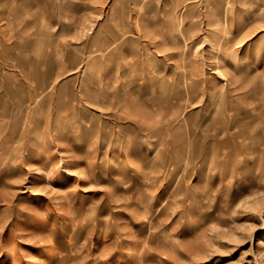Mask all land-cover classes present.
Here are the masks:
<instances>
[{
    "label": "rangeland",
    "instance_id": "rangeland-1",
    "mask_svg": "<svg viewBox=\"0 0 264 264\" xmlns=\"http://www.w3.org/2000/svg\"><path fill=\"white\" fill-rule=\"evenodd\" d=\"M115 2L159 82L128 130L64 132L51 85L0 132V264H264V0Z\"/></svg>",
    "mask_w": 264,
    "mask_h": 264
},
{
    "label": "crops",
    "instance_id": "crops-1",
    "mask_svg": "<svg viewBox=\"0 0 264 264\" xmlns=\"http://www.w3.org/2000/svg\"><path fill=\"white\" fill-rule=\"evenodd\" d=\"M109 2L0 0V125L5 127L0 132L28 133L31 100L34 96V102H39L51 85H59L55 107L63 108V116L69 118L71 127L64 132H76L74 126L83 124L82 119L90 124L98 116L106 125L103 132H120L117 127L123 125L133 128L135 118L130 125L122 121L123 86L129 87L130 103L135 106L141 103L134 95L135 86L156 84L158 71L141 55L143 50L120 43L126 22L132 29L135 25L120 11L118 2L112 10L105 9ZM132 53L138 56L130 61ZM165 83L172 85V80ZM68 84L76 86V92L77 86H91L92 95L83 102L73 93L62 99L63 86ZM15 125L20 128L15 130Z\"/></svg>",
    "mask_w": 264,
    "mask_h": 264
},
{
    "label": "bare ground",
    "instance_id": "bare-ground-1",
    "mask_svg": "<svg viewBox=\"0 0 264 264\" xmlns=\"http://www.w3.org/2000/svg\"><path fill=\"white\" fill-rule=\"evenodd\" d=\"M16 6H17V4H16ZM13 9V8H12ZM11 9V10H12ZM225 15V14H224ZM228 16V15H227ZM244 17V16H243ZM224 18V17H223ZM211 19V18H210ZM226 21H228L227 19H226ZM220 72H222V70L220 71ZM127 107V106H126ZM130 108V107H129ZM128 109V108H127ZM130 110V109H129ZM138 113V112H137ZM263 241V243H262V245H264V240H262Z\"/></svg>",
    "mask_w": 264,
    "mask_h": 264
}]
</instances>
